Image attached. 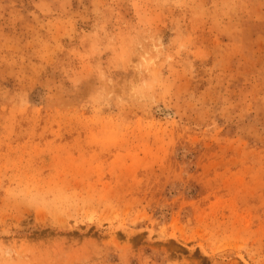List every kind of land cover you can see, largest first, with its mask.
Instances as JSON below:
<instances>
[{
    "label": "rangeland",
    "instance_id": "rangeland-1",
    "mask_svg": "<svg viewBox=\"0 0 264 264\" xmlns=\"http://www.w3.org/2000/svg\"><path fill=\"white\" fill-rule=\"evenodd\" d=\"M0 264H264V0H0Z\"/></svg>",
    "mask_w": 264,
    "mask_h": 264
}]
</instances>
